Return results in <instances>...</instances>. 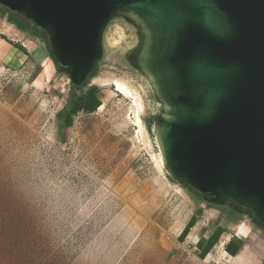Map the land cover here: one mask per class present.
Instances as JSON below:
<instances>
[{
  "label": "rangeland",
  "instance_id": "obj_1",
  "mask_svg": "<svg viewBox=\"0 0 264 264\" xmlns=\"http://www.w3.org/2000/svg\"><path fill=\"white\" fill-rule=\"evenodd\" d=\"M31 30L0 15V264H218L216 252L200 260L177 242L202 210L227 216L238 236L251 230L256 247L239 264H264V230L166 175L152 133L159 105L127 61L135 29L120 18L108 23L95 75L138 94L141 125L133 99L112 87L90 78L73 88ZM90 87L104 108L79 111L65 126L63 113Z\"/></svg>",
  "mask_w": 264,
  "mask_h": 264
},
{
  "label": "water",
  "instance_id": "obj_2",
  "mask_svg": "<svg viewBox=\"0 0 264 264\" xmlns=\"http://www.w3.org/2000/svg\"><path fill=\"white\" fill-rule=\"evenodd\" d=\"M45 39L81 86L108 23L137 34L129 65L159 105L152 133L166 175L264 230V0H0Z\"/></svg>",
  "mask_w": 264,
  "mask_h": 264
},
{
  "label": "crops",
  "instance_id": "obj_3",
  "mask_svg": "<svg viewBox=\"0 0 264 264\" xmlns=\"http://www.w3.org/2000/svg\"><path fill=\"white\" fill-rule=\"evenodd\" d=\"M90 88L91 89H88L87 92H92L91 90H93L92 96L94 101H98V100L100 101L94 89H92V87ZM93 105L94 103L88 105L87 107L85 106L84 107L87 110L92 108ZM68 110L66 112H68ZM80 111H84V110H80ZM202 211L205 216H203V218L200 219L197 214L193 215L191 226L188 227V231L186 232V234L181 235L182 230L186 227L191 217L183 225V227L181 228V230L177 235L178 243L182 245H186L190 249L191 253L200 260L209 257V255H211L212 252L215 251L214 248L217 247H220L223 253L229 257H235L243 249H245L243 258L245 257V260H249L250 258H252L248 254H251L252 249H254L256 246L254 245L255 241L253 240L255 234L252 233L251 230L249 234L248 233L249 231L246 229L245 235H249L248 237L247 236L242 237L240 235L239 237L236 233L230 231L232 224L229 222L227 216H220L218 213L217 214L215 213V210H202ZM235 232H237V230ZM221 243H223L222 246ZM260 246L261 245H258V247ZM226 247L229 253L226 251Z\"/></svg>",
  "mask_w": 264,
  "mask_h": 264
},
{
  "label": "trees",
  "instance_id": "obj_4",
  "mask_svg": "<svg viewBox=\"0 0 264 264\" xmlns=\"http://www.w3.org/2000/svg\"><path fill=\"white\" fill-rule=\"evenodd\" d=\"M1 16H5L6 20L10 23L13 24L18 30L20 31H30V27L31 25H29L28 22L24 21L23 19H21L18 15H16L15 13L9 12L7 10L2 11V13L0 14ZM31 32L33 34H35L36 36H38L39 38H41L42 40L45 41L44 36L41 32H39L38 30H31ZM17 49H19L20 51H22L23 53H25L24 49L20 46H15ZM57 69V68H56ZM58 70V69H57ZM96 70H97V64L95 65L93 71L91 74H89L88 78L86 79V81L81 85V86H74L71 82V86L75 89H81L83 88V86H85V84L87 83V81L95 76L96 74ZM92 92H87L85 95H81L79 97H76L74 100L71 101L70 106H69V110L68 112L63 113V122L65 126H69L72 122V116L74 114H76L77 112H79L80 110H84L87 113H92L94 112L100 105V101H94L93 99V90H91ZM95 91V89H94ZM93 107L90 109H85V107H87L90 104H93ZM85 106V107H84ZM192 220L193 217H191L186 225V227L182 230L181 235L186 234V232L188 231V227L191 226L192 224ZM180 235V236H181ZM226 251L227 247H226ZM229 253V252H228Z\"/></svg>",
  "mask_w": 264,
  "mask_h": 264
},
{
  "label": "bare ground",
  "instance_id": "obj_5",
  "mask_svg": "<svg viewBox=\"0 0 264 264\" xmlns=\"http://www.w3.org/2000/svg\"><path fill=\"white\" fill-rule=\"evenodd\" d=\"M2 41L3 39L0 38ZM21 41V40H20ZM100 74V73H99ZM91 83L95 86H100V87H112L113 92L120 94L124 97H130L133 99V104L135 106V111H136V121L138 123V125H141V121L139 118L138 113L142 111L143 109V105H142V101L140 100V98L130 89V86L128 87L124 82H121L119 80L113 79L110 80L108 76H105L104 79L102 80L101 78H99L97 75L91 77ZM105 102H106V98H102V102L100 104V106L98 107L97 110H102L105 106ZM160 155V153H159ZM160 159V163L162 165L161 162V156L159 157ZM178 193V192H177ZM179 194V193H178ZM234 229H236V227L233 225L230 229V231H234ZM229 230V229H228ZM239 235L243 236H247L245 235V233L241 234L239 233ZM227 237V236H226ZM226 242V241H225ZM224 243V242H223ZM223 243H221V246L223 245ZM220 246V245H219ZM215 251L213 253H217L215 260L218 261V264H239L242 260V256L245 253V249H243L237 256L235 257H229L226 256V254L223 253V251L221 250L220 247L214 248Z\"/></svg>",
  "mask_w": 264,
  "mask_h": 264
}]
</instances>
